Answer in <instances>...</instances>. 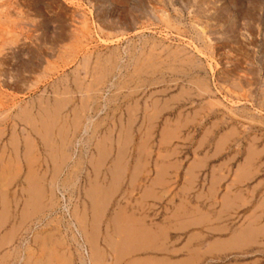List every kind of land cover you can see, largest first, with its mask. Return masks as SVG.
<instances>
[{
	"label": "rangeland",
	"instance_id": "374dc122",
	"mask_svg": "<svg viewBox=\"0 0 264 264\" xmlns=\"http://www.w3.org/2000/svg\"><path fill=\"white\" fill-rule=\"evenodd\" d=\"M0 264H264V0H0Z\"/></svg>",
	"mask_w": 264,
	"mask_h": 264
},
{
	"label": "bare ground",
	"instance_id": "6f19581e",
	"mask_svg": "<svg viewBox=\"0 0 264 264\" xmlns=\"http://www.w3.org/2000/svg\"><path fill=\"white\" fill-rule=\"evenodd\" d=\"M174 23V22H173ZM171 24V23H170ZM158 52V51H157ZM175 52V51H174ZM167 57V56H166ZM152 65V64H151ZM86 72V71H85ZM87 75V74H86ZM87 77V76H86ZM81 81V80H80ZM163 92H165V91H163ZM65 96V95H64ZM67 100V99H66ZM82 103V102H81ZM49 104V103H48ZM59 108V107H58ZM24 109V108H23ZM63 110V109H62ZM23 112V111H22ZM28 112V111H27ZM61 112V111H60ZM11 113V112H10ZM21 114V113H20ZM56 116H58V115H56ZM27 118V117H26ZM25 118V119H26ZM58 118V117H57ZM136 120V119H135ZM49 124V123H48ZM57 124V123H56ZM62 124V123H61ZM34 127V126H33ZM43 128V127H42ZM46 128V127H45ZM45 133V132H44ZM62 134V133H61ZM1 135H3V134H1ZM59 138H61V137H59ZM45 139V138H44ZM29 140V139H28ZM27 141V140H26ZM19 142V141H18ZM15 146V145H14ZM16 147V146H15ZM9 155V154H8ZM16 158V157H15ZM63 158H64V156H63ZM8 159V158H7ZM17 159V158H16ZM54 161H56V160H54ZM119 161V160H118ZM13 162V161H12ZM53 162V161H52ZM15 171V170H14ZM41 179V178H40ZM39 179V180H40ZM32 183V182H31ZM28 189H30V188H28ZM31 190V189H30ZM4 192V191H3ZM34 194V193H33ZM33 196V195H32ZM33 197H36V196H33ZM42 197V196H41ZM44 198V197H43ZM6 211V210H5ZM98 212V211H97ZM4 216V215H3ZM117 216H119V215H117ZM116 216V217H117ZM119 218V217H118ZM118 218H116V219H118ZM122 222V221H121ZM122 226V225H121ZM142 227V226H141ZM121 228V227H120ZM140 228V227H139ZM151 230V229H150ZM142 231H144V230H142ZM148 232V231H147ZM127 236V235H126ZM130 239V238H129ZM155 239V238H154ZM145 241V240H144ZM135 242V241H134ZM137 242V241H136ZM121 243V242H120ZM132 243V242H131ZM151 245V244H150ZM131 250V249H130ZM124 252V251H123ZM123 255V254H122ZM142 259V258H141ZM140 260V259H139Z\"/></svg>",
	"mask_w": 264,
	"mask_h": 264
}]
</instances>
